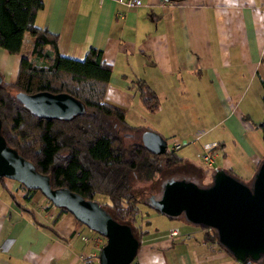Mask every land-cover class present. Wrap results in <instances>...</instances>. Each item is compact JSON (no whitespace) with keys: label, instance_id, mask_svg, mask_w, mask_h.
Here are the masks:
<instances>
[{"label":"crops","instance_id":"0c3cea01","mask_svg":"<svg viewBox=\"0 0 264 264\" xmlns=\"http://www.w3.org/2000/svg\"><path fill=\"white\" fill-rule=\"evenodd\" d=\"M34 23L56 35L61 54L81 57L89 46L100 49L111 66L104 99L122 108L127 122L156 130L165 144L176 145L183 161L215 145L211 168H230L245 180L251 176L264 153L255 125L264 113V0H172L170 5L140 0L134 7L114 0H43ZM15 32L19 51L0 47V76L6 81L15 79L20 55H29L32 43L26 31ZM136 78L156 92L153 111L139 99ZM204 170L206 177L210 169L199 172ZM2 184L0 264H85L86 253L97 250L78 237L77 231L87 229L70 211L58 212L59 206L13 178ZM162 215L166 218L147 225L134 264H241L221 245L204 240L200 226ZM172 225L182 233L167 235Z\"/></svg>","mask_w":264,"mask_h":264},{"label":"trees","instance_id":"16d2710c","mask_svg":"<svg viewBox=\"0 0 264 264\" xmlns=\"http://www.w3.org/2000/svg\"><path fill=\"white\" fill-rule=\"evenodd\" d=\"M42 4L43 0H0V47L10 53L19 51L17 29L32 36L29 55H20L15 79L6 81L0 76V133L5 142L28 159L36 170L48 175L52 187L66 186L84 198H94L96 193L104 194L107 199L97 202L115 219L127 222L134 236L140 240L148 231L146 225L149 220L142 218L147 211L138 203L153 208L148 198L154 193L148 192L145 200L139 199L136 191L141 185L138 180L149 181L164 167L183 161V156L175 147L166 146L160 152L145 148L139 134L149 127L130 124L124 118L122 108L104 99L111 66L101 56L100 49L89 46L81 57L59 53L56 35L34 23L35 13ZM134 87L148 110L157 108L158 96L143 79L136 78ZM37 90L67 92L81 102V109L66 117L34 113L16 92ZM255 125L264 141V113ZM213 147L215 145L208 149L211 151ZM191 167L187 178L199 184L209 181L213 168H209L204 181L205 170L200 173L201 166ZM224 169L234 174L230 168ZM5 178L0 175L1 184ZM240 179L247 182L249 178ZM17 182L30 192L38 190ZM24 197L28 198L29 194H24ZM13 200L20 209L31 214L25 205L14 197ZM58 208V212L65 210L63 206ZM166 216L174 220L182 217L187 222L182 213ZM200 227L204 240L221 245L212 227ZM261 258L260 261L264 262V256ZM131 263L133 258L127 264Z\"/></svg>","mask_w":264,"mask_h":264},{"label":"water","instance_id":"95a60500","mask_svg":"<svg viewBox=\"0 0 264 264\" xmlns=\"http://www.w3.org/2000/svg\"><path fill=\"white\" fill-rule=\"evenodd\" d=\"M34 113L66 117L81 109V102L64 91L16 92ZM140 141L151 152L165 149V138L156 130L140 131ZM0 175L26 187L37 188L50 202L63 206L85 226L103 236L97 250L98 264H127L139 240L125 221L115 219L94 198H84L66 186L49 183L46 173L36 170L0 133ZM150 205L159 212L176 216L198 226L212 227L216 240L239 262L264 256V153L245 182L223 167L214 166L209 181L192 178H162L157 193L149 195Z\"/></svg>","mask_w":264,"mask_h":264},{"label":"rangeland","instance_id":"374dc122","mask_svg":"<svg viewBox=\"0 0 264 264\" xmlns=\"http://www.w3.org/2000/svg\"><path fill=\"white\" fill-rule=\"evenodd\" d=\"M23 46H25L24 43H23ZM166 144H167V147H169L168 142ZM189 159H191L190 162L189 161H178V162H174L173 164H171L169 166L164 167L162 169V171L158 172L156 174V176L154 178L149 179V181H147L148 179L147 180H138V184L141 185L140 189L138 191H136L138 194V198L145 200L144 197L146 194H148V192L157 193V191L160 188V182H161L163 177L166 178V177H170V176H173V177L189 176V172H190V170H192L191 165L197 164V165L201 166V168H205V169L211 168V161H210V163H206L198 156L197 157L192 156ZM218 159H219V156L214 157V160H215L214 162H216ZM6 178H10V177H6ZM204 181H206V177L204 178ZM35 194L41 198L44 196L39 190H35L34 195ZM93 197L97 201L107 199L104 194H100V193H96ZM44 198H45V196H44ZM138 205L141 209L148 210V212L144 213V215L142 216V218H148V220H149L148 224L150 223V220L155 221L157 219V217H160L162 219L166 218V217H162L163 216L162 213L154 210L151 207L144 205L141 202H139ZM179 221H183L182 217H180ZM183 222H185V221H183ZM185 223H189V222H185ZM189 224H191V223H189ZM147 225H146V227H147ZM92 232H96V231L92 230ZM261 257L262 256L257 257L255 259L248 258L245 261L255 263V264H264V262L260 261L262 259Z\"/></svg>","mask_w":264,"mask_h":264},{"label":"built area","instance_id":"2783aa9c","mask_svg":"<svg viewBox=\"0 0 264 264\" xmlns=\"http://www.w3.org/2000/svg\"><path fill=\"white\" fill-rule=\"evenodd\" d=\"M114 1L117 3L124 4L127 7H134V6H137L140 4V0H114ZM162 1L167 5H170L172 3V0H162ZM175 146L176 145H174L173 147H175ZM197 154H198V156H200V158L204 162H206V163L210 162L211 152L208 149V147L202 148L201 151H199ZM86 229L88 232H90V234L87 231L86 232L77 231L78 237L81 238L82 240H89L91 242V244H93L98 249L99 245L102 243V241H100V234L97 232H92V229L89 227H86ZM181 233H182V231L180 230L178 225H172L166 231V234L169 236H178ZM93 258L94 259L97 258V250L90 249L86 253V258L83 261L85 264H92ZM131 264H134V263H131Z\"/></svg>","mask_w":264,"mask_h":264}]
</instances>
